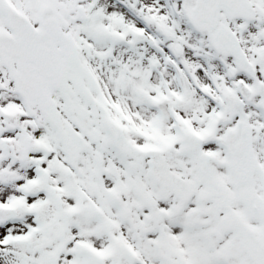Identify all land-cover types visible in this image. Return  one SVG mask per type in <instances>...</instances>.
<instances>
[{"label": "snow or ice", "instance_id": "snow-or-ice-1", "mask_svg": "<svg viewBox=\"0 0 264 264\" xmlns=\"http://www.w3.org/2000/svg\"><path fill=\"white\" fill-rule=\"evenodd\" d=\"M0 264H264V0H0Z\"/></svg>", "mask_w": 264, "mask_h": 264}]
</instances>
